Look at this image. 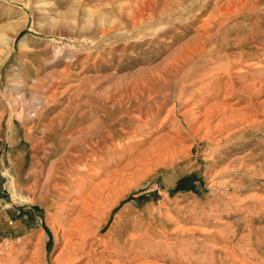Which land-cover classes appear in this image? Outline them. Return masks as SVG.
<instances>
[{
	"label": "rangeland",
	"instance_id": "1",
	"mask_svg": "<svg viewBox=\"0 0 264 264\" xmlns=\"http://www.w3.org/2000/svg\"><path fill=\"white\" fill-rule=\"evenodd\" d=\"M133 81L151 128L60 197L45 122L61 133ZM97 190L95 264H264V0H0V264H64Z\"/></svg>",
	"mask_w": 264,
	"mask_h": 264
},
{
	"label": "bare ground",
	"instance_id": "2",
	"mask_svg": "<svg viewBox=\"0 0 264 264\" xmlns=\"http://www.w3.org/2000/svg\"><path fill=\"white\" fill-rule=\"evenodd\" d=\"M209 36H211V33L207 38ZM251 36L252 35L240 36V40L235 41V44L233 41H230V43L235 45L238 50H242L250 40ZM201 48L200 45H194L193 47L187 48L188 53L183 55L184 59L190 60L194 55L199 53ZM224 50L228 52L230 48L225 47ZM245 56L246 55L241 51L239 57H242L243 59ZM181 57L182 56H177V60L174 61L172 67L173 72L184 62V59ZM214 80L216 82L214 84H217L219 86L218 89H221V85L223 84L222 79L217 78ZM140 87L141 85L139 81H133L130 85L127 83L116 92H109L102 96L99 95L100 97L96 98L94 107L91 108L90 112L84 110L82 105L81 107L78 106L80 108L75 111V120H73L72 124H67V127L63 126V131H59L61 133H56L58 130L53 119H50L47 123L45 122L44 125L47 127L49 126L51 129V135L49 138L52 137V135H56V138L53 140V143L51 142V146L47 147V151L44 152L45 154L41 164L45 166L52 156H57V158L50 163L46 175H52L55 182L58 181L57 184H59L61 189L65 191V194H60V197L65 198L71 195V190L78 185V180H80L84 174L89 172L88 169V172H86V167L90 168V166L95 165L94 163L97 162L96 160L98 158H104L111 151H124L126 147H133V142L129 137L134 138L135 135L140 134L152 124L151 119H154V115L158 113L157 108L153 109L150 106H147L148 104H146L147 107L142 108V105L148 97L140 90ZM251 88L252 87L247 86L245 87V90L251 92L253 89ZM256 90L261 92V87H257ZM218 91L220 90H217V92ZM217 92H214V95H216ZM150 101H152V99ZM64 117L65 116H62L61 118ZM62 121L63 120L60 121V124H62ZM149 152L141 153L139 157L136 158V162H143V159H146L147 157L150 158L152 153L149 154ZM80 186H77L78 190L81 189ZM104 190L106 191L105 188ZM105 191H95L93 194L89 195V199L83 201V210H81L80 206L81 211L79 212L78 210L79 213H77L76 217L71 219L69 234L66 235V238H68L66 252H68L67 255L69 259L65 260L64 264H82V261L85 258L88 260L86 264H90V261H93V264H95L96 260L94 261V253L91 246L89 247L86 231L87 228H89V218L97 212L98 205L101 203ZM81 203L79 205H81ZM102 223L103 220L97 223L98 229L101 228Z\"/></svg>",
	"mask_w": 264,
	"mask_h": 264
}]
</instances>
